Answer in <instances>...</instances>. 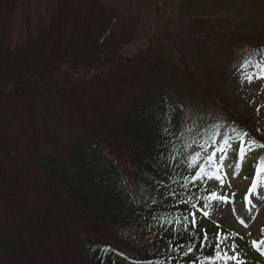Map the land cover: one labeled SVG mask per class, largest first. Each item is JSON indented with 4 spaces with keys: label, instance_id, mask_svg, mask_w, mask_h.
Returning a JSON list of instances; mask_svg holds the SVG:
<instances>
[{
    "label": "trees",
    "instance_id": "16d2710c",
    "mask_svg": "<svg viewBox=\"0 0 264 264\" xmlns=\"http://www.w3.org/2000/svg\"><path fill=\"white\" fill-rule=\"evenodd\" d=\"M24 2L0 0V18ZM54 3L37 28L43 38L14 46L16 54L14 35L5 38L0 25V264H224L219 240L237 239L204 215L226 184L211 157L237 139L264 154V132L235 117L210 54L230 50L225 78L248 63L264 70V32L180 14L178 32L154 31L127 53L138 26L117 6L120 22L106 17L102 0ZM114 77L132 85L116 93L114 112L103 101L98 119ZM90 83L83 100L75 90ZM57 101L96 119L97 129L80 136L72 123L62 146L49 125ZM207 168L219 178L214 188L205 186Z\"/></svg>",
    "mask_w": 264,
    "mask_h": 264
},
{
    "label": "rangeland",
    "instance_id": "374dc122",
    "mask_svg": "<svg viewBox=\"0 0 264 264\" xmlns=\"http://www.w3.org/2000/svg\"><path fill=\"white\" fill-rule=\"evenodd\" d=\"M55 1L28 0V3L24 2L18 7L14 15L0 18L2 30L6 31L5 38L14 35L10 52L16 54L18 48L13 47L18 44L26 45L28 39L40 40L43 38L41 31L37 28L42 29L47 26L46 21L48 22L53 14ZM193 1L194 3L190 0H102V3L105 6L106 17L112 21L120 22L119 14L115 10L117 6L118 11L126 19L136 22L138 28L135 29L137 32L135 38L137 40L130 45L127 53L142 48L145 39L156 31L163 32L171 29L170 32H178L181 23H177V20L180 14L197 18L201 23L206 24L220 22L222 25L231 26L229 23L231 22L244 29L247 28L249 30L247 34L250 35L260 31L264 32V0ZM182 2L185 3L183 9L180 7ZM188 4L193 5V14H189ZM78 46L77 51L83 44L79 43ZM229 53L230 50L221 48L215 51V47H212L210 58L214 54L215 79H221L220 84L222 90L225 89L226 98L238 110L239 115L235 117L237 119H240V116L245 118L251 124H256L264 132V70H258L254 65L248 63L240 77L239 74L233 72L225 78L223 77V68ZM237 55L239 56L240 52L237 51ZM248 77L252 78L250 82ZM181 84L182 82L173 80L175 87H180ZM131 85L113 79L109 85L113 96H109L110 100L108 97L102 98L100 106L96 104L99 107L97 115H104L103 112L105 113L107 108L106 102L112 103V112L117 110L121 103L118 102L119 98L116 93L121 89L129 91ZM93 87V83L85 85V88L79 84L75 93H80L82 99L85 100L88 99L86 94H89ZM103 101H106V106H103ZM46 102L47 100L40 101L41 106L44 107ZM35 106L37 107V105ZM54 108H58L60 114L51 112L54 115L49 120L50 132L52 135L58 136L56 138L61 141L62 146H66L68 144L67 139H71V135H73L71 132L72 123L76 127V134L80 136H84L87 132L86 126L97 129L96 119L92 118L90 124V119H81L71 105H66L65 102L57 101ZM0 111L7 112L5 106L0 107ZM99 115L98 119H100ZM110 125L113 129L114 125ZM16 132L15 127L8 130L10 136ZM109 141L117 145L115 139L109 138ZM238 142L236 141L233 147L211 157L212 161L218 164V169L222 170L226 184L220 186L217 199L212 201L206 212L215 224L225 227L236 236L235 245L231 244L230 241H224L220 244V256L224 264H241V262L243 264H264V162L262 161L264 154H262V149L251 142L244 143L240 148H238ZM117 146L119 148V145ZM111 150L114 151L113 153L121 164H126L124 154L117 153L118 149L114 145H111ZM217 177L216 173L207 168L204 171L205 186L208 188L215 187L219 181ZM221 196L226 199L220 200L218 197ZM81 231L85 233L84 230L81 229ZM91 233V236L94 237L95 233ZM65 247L64 251L70 252L68 246ZM68 257L70 261L74 259L72 255ZM77 262L82 264L81 260H77Z\"/></svg>",
    "mask_w": 264,
    "mask_h": 264
},
{
    "label": "snow or ice",
    "instance_id": "6c2138e0",
    "mask_svg": "<svg viewBox=\"0 0 264 264\" xmlns=\"http://www.w3.org/2000/svg\"><path fill=\"white\" fill-rule=\"evenodd\" d=\"M251 77H248V80H249V82L251 81ZM234 131H235V129H234ZM209 178H212V177H209ZM218 178V177H217ZM220 200H225L226 198H224V197H218ZM211 199H217V197H216V194L215 193H213V195H212V197H211ZM193 207H195V205H193ZM204 215L205 216H207L208 215V213L207 212H204ZM185 219H187V218H185ZM178 222V221H177ZM193 223H194V221H193ZM206 238V237H205ZM227 239V237L225 236V237H223V240H226ZM223 240H219V242H223ZM216 255H217V257H219L220 256V252L219 251H217V253H216ZM234 258V257H233ZM241 264H243V262H241Z\"/></svg>",
    "mask_w": 264,
    "mask_h": 264
}]
</instances>
